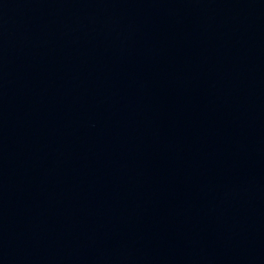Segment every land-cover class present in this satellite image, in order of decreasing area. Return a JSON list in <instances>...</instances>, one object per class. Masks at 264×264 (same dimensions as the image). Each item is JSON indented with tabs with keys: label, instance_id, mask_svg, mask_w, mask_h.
<instances>
[{
	"label": "water",
	"instance_id": "1",
	"mask_svg": "<svg viewBox=\"0 0 264 264\" xmlns=\"http://www.w3.org/2000/svg\"><path fill=\"white\" fill-rule=\"evenodd\" d=\"M0 264H264V0H0Z\"/></svg>",
	"mask_w": 264,
	"mask_h": 264
}]
</instances>
